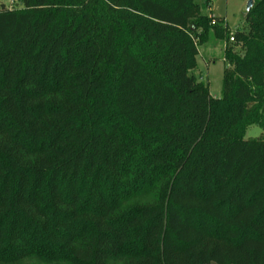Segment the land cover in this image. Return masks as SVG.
Listing matches in <instances>:
<instances>
[{"label": "trees", "instance_id": "obj_1", "mask_svg": "<svg viewBox=\"0 0 264 264\" xmlns=\"http://www.w3.org/2000/svg\"><path fill=\"white\" fill-rule=\"evenodd\" d=\"M213 1L0 3V264H264V0Z\"/></svg>", "mask_w": 264, "mask_h": 264}, {"label": "rangeland", "instance_id": "obj_2", "mask_svg": "<svg viewBox=\"0 0 264 264\" xmlns=\"http://www.w3.org/2000/svg\"><path fill=\"white\" fill-rule=\"evenodd\" d=\"M249 0H214L211 10L203 9V13L213 14L215 17L223 19L231 32L247 30L245 23L246 7ZM8 8L16 6L13 0H0ZM210 11V12H209ZM212 11V12H211ZM224 40L216 38L210 32L205 44L198 47L196 56V67L190 71L197 79L206 83L212 97L219 98L222 91V78L226 68L223 60ZM245 139L262 137L264 138V128L258 125L248 126L245 132Z\"/></svg>", "mask_w": 264, "mask_h": 264}, {"label": "water", "instance_id": "obj_3", "mask_svg": "<svg viewBox=\"0 0 264 264\" xmlns=\"http://www.w3.org/2000/svg\"><path fill=\"white\" fill-rule=\"evenodd\" d=\"M252 5H253V0H249L248 4H247V7H246V11L247 12L251 9Z\"/></svg>", "mask_w": 264, "mask_h": 264}, {"label": "built area", "instance_id": "obj_4", "mask_svg": "<svg viewBox=\"0 0 264 264\" xmlns=\"http://www.w3.org/2000/svg\"><path fill=\"white\" fill-rule=\"evenodd\" d=\"M231 40H233V39H231Z\"/></svg>", "mask_w": 264, "mask_h": 264}, {"label": "crops", "instance_id": "obj_5", "mask_svg": "<svg viewBox=\"0 0 264 264\" xmlns=\"http://www.w3.org/2000/svg\"><path fill=\"white\" fill-rule=\"evenodd\" d=\"M212 12V11H211ZM213 15V14H212Z\"/></svg>", "mask_w": 264, "mask_h": 264}]
</instances>
